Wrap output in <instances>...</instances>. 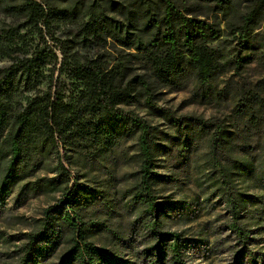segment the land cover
Returning a JSON list of instances; mask_svg holds the SVG:
<instances>
[{"label":"rangeland","instance_id":"1","mask_svg":"<svg viewBox=\"0 0 264 264\" xmlns=\"http://www.w3.org/2000/svg\"><path fill=\"white\" fill-rule=\"evenodd\" d=\"M36 1L58 9H66L70 2ZM176 1L190 17L219 21L221 35L211 42L219 57L206 83H198L192 76L178 88L159 86L134 54V48L114 38H98L82 28L103 13L125 25L135 23L141 30L143 15L157 16L156 0H79L77 18L52 24L50 32L59 42L50 39L46 29L44 41L33 28L15 30L19 20L1 10L0 70L30 56L39 46L59 58L64 51L69 60L78 62L100 58L108 67L120 63L125 67L124 83L134 77L148 79L152 106L136 81L130 99L119 106L150 126L151 170L155 173L152 189L160 208V230L181 234L180 253L186 264H264V125H249L243 114L246 107L238 100L241 92L264 73L260 65L264 18L250 36L241 40L229 29V21L238 17L251 0ZM21 2L10 0L9 5ZM216 5L227 6L224 16L213 17L211 8ZM261 12L264 14V2ZM10 27V32H5ZM36 75L29 83L21 79L15 86V108L46 92L58 76L53 59L39 66ZM81 88L80 83L63 78L67 101L76 103ZM109 123L112 128H105L108 132L94 125L83 134L86 142L57 140L58 147H48L32 158L23 179L0 201V264L18 263L23 234L33 231L50 208L64 239L44 264H56L69 246L71 230L63 221L66 211L79 221L77 224H86L87 239L97 246L129 264H152L150 250L155 239L150 233L151 218L137 198L138 132L130 122ZM52 179L63 183L56 188ZM75 189H84L85 197L76 194L68 202L70 190ZM239 198L245 204L239 206L236 217L249 235L247 250L252 252L251 258L243 255L236 259L235 251L241 245L229 227L235 220L229 199Z\"/></svg>","mask_w":264,"mask_h":264},{"label":"trees","instance_id":"2","mask_svg":"<svg viewBox=\"0 0 264 264\" xmlns=\"http://www.w3.org/2000/svg\"><path fill=\"white\" fill-rule=\"evenodd\" d=\"M156 1L159 2L157 16L151 18L148 14L143 15L141 21H144V24L141 30L135 23L128 22L125 25L106 17L103 13L93 24L86 23L82 28L86 33L98 38H114L122 45L134 48V54L139 57L143 67L159 86L178 88L192 76L198 83H206L219 57L217 50L211 45V42L221 35L219 21L208 22L195 16L190 17L189 12L178 8L176 0ZM263 2L264 0H251L238 17L229 21V29L237 33L241 40L250 36L264 18L261 12ZM9 3L10 0H0V11L7 12L19 20L15 30L33 28L42 41L46 29L50 39L59 42L50 32L53 22L72 20L77 18L80 12L79 0H70L66 9H58L36 0H23L14 5ZM226 8L227 6L223 5L213 6V17L216 18L217 14L224 16ZM129 28H135V33L129 32ZM10 29L12 27L5 32L9 33ZM50 59H53V68L58 74L56 79L51 81L46 92L35 94L25 104L15 108V86L21 79L26 83L34 80L38 67ZM260 65L264 70V50L260 56ZM124 69L120 63L108 67L100 58L82 62L69 60L64 51L59 58L52 50H42L38 46L30 56L14 61L0 70V201L8 197L15 185L23 179V175L32 166V158L48 147H58L57 140L76 144L86 142L88 138L83 134L86 130L93 129L94 125L106 131L105 128H112L109 121L130 122L138 132L139 142L140 178L137 198L146 206L150 215V233L155 239L150 250L154 256L152 264H186L180 253L183 247L181 234L160 230V208L154 201L152 189L155 173L151 170L153 155L150 126L139 116L125 112L119 106L132 96L134 81L142 88L146 102L152 106L150 82L144 77H134L124 83ZM63 78L80 83L82 88L76 103L67 101ZM238 100L242 102V107H246L243 114L247 117L249 125L263 126L264 73L250 88L241 92ZM87 117L90 120H87ZM52 180L56 188L63 183L55 181L57 179ZM84 193V189L70 190L68 202L76 194L85 197ZM244 204L243 198L229 199L232 218H235L229 227L237 235V244L241 245L235 251L236 259L243 255L253 257L252 252L247 250L250 242L247 230L236 217L239 206ZM63 219L66 227L71 230V236L67 238L70 243L66 251L58 257L56 264H129L105 247L97 246L88 240L86 224H77L79 221L76 222L68 211ZM53 220L50 208L46 211L45 219L37 223L33 231L23 234L24 241L19 248L17 264H44L56 253L63 243L64 234L60 225Z\"/></svg>","mask_w":264,"mask_h":264}]
</instances>
